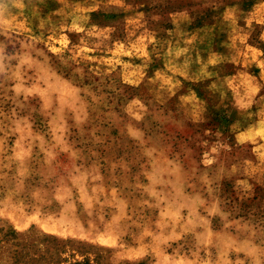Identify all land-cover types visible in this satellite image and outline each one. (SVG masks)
I'll return each mask as SVG.
<instances>
[{
	"label": "rangeland",
	"instance_id": "rangeland-1",
	"mask_svg": "<svg viewBox=\"0 0 264 264\" xmlns=\"http://www.w3.org/2000/svg\"><path fill=\"white\" fill-rule=\"evenodd\" d=\"M0 264H264V0H0Z\"/></svg>",
	"mask_w": 264,
	"mask_h": 264
}]
</instances>
